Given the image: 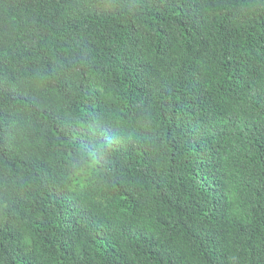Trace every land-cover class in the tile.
Wrapping results in <instances>:
<instances>
[{
  "label": "trees",
  "instance_id": "1",
  "mask_svg": "<svg viewBox=\"0 0 264 264\" xmlns=\"http://www.w3.org/2000/svg\"><path fill=\"white\" fill-rule=\"evenodd\" d=\"M0 264H264V0H0Z\"/></svg>",
  "mask_w": 264,
  "mask_h": 264
}]
</instances>
